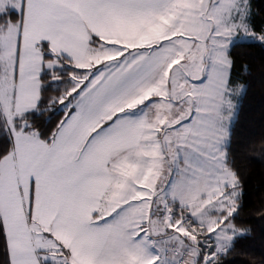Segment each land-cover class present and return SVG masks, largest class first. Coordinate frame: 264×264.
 <instances>
[{
  "label": "snow or ice",
  "instance_id": "6c2138e0",
  "mask_svg": "<svg viewBox=\"0 0 264 264\" xmlns=\"http://www.w3.org/2000/svg\"><path fill=\"white\" fill-rule=\"evenodd\" d=\"M257 79L252 0H0V264H257Z\"/></svg>",
  "mask_w": 264,
  "mask_h": 264
},
{
  "label": "trees",
  "instance_id": "16d2710c",
  "mask_svg": "<svg viewBox=\"0 0 264 264\" xmlns=\"http://www.w3.org/2000/svg\"><path fill=\"white\" fill-rule=\"evenodd\" d=\"M255 10L264 16V0H252ZM260 17H257L259 20ZM254 62L259 64L261 61V53L254 50ZM242 113L238 130L250 135L252 139L259 140L264 135V92L261 91L259 79L256 80L248 97L242 103ZM249 173L246 176L247 195L245 198V209L242 216L245 219L256 218L257 212L264 206V162L259 159H253L247 165ZM259 264L264 260V246L259 241L253 246L249 254Z\"/></svg>",
  "mask_w": 264,
  "mask_h": 264
}]
</instances>
